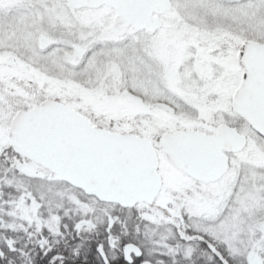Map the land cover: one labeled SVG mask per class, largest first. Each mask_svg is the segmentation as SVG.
Returning a JSON list of instances; mask_svg holds the SVG:
<instances>
[{"label": "snow or ice", "instance_id": "obj_1", "mask_svg": "<svg viewBox=\"0 0 264 264\" xmlns=\"http://www.w3.org/2000/svg\"><path fill=\"white\" fill-rule=\"evenodd\" d=\"M0 264H264V0H0Z\"/></svg>", "mask_w": 264, "mask_h": 264}]
</instances>
